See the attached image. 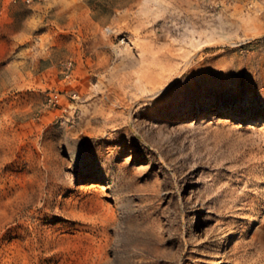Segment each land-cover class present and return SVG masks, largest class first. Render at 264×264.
<instances>
[{"label": "rangeland", "instance_id": "obj_1", "mask_svg": "<svg viewBox=\"0 0 264 264\" xmlns=\"http://www.w3.org/2000/svg\"><path fill=\"white\" fill-rule=\"evenodd\" d=\"M0 264H264V0H0Z\"/></svg>", "mask_w": 264, "mask_h": 264}, {"label": "bare ground", "instance_id": "obj_2", "mask_svg": "<svg viewBox=\"0 0 264 264\" xmlns=\"http://www.w3.org/2000/svg\"><path fill=\"white\" fill-rule=\"evenodd\" d=\"M156 94V92H153V95H155ZM204 111H207V110H204ZM215 117V116H214ZM218 263H220V262H218Z\"/></svg>", "mask_w": 264, "mask_h": 264}, {"label": "snow or ice", "instance_id": "obj_3", "mask_svg": "<svg viewBox=\"0 0 264 264\" xmlns=\"http://www.w3.org/2000/svg\"><path fill=\"white\" fill-rule=\"evenodd\" d=\"M160 2H163V0H160Z\"/></svg>", "mask_w": 264, "mask_h": 264}]
</instances>
